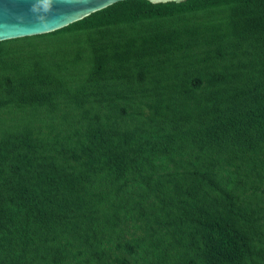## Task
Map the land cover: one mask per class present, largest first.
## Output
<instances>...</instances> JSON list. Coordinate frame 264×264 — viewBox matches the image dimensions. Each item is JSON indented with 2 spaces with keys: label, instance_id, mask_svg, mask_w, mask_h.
Segmentation results:
<instances>
[{
  "label": "trees",
  "instance_id": "trees-1",
  "mask_svg": "<svg viewBox=\"0 0 264 264\" xmlns=\"http://www.w3.org/2000/svg\"><path fill=\"white\" fill-rule=\"evenodd\" d=\"M6 121L0 264H264V0L2 41Z\"/></svg>",
  "mask_w": 264,
  "mask_h": 264
},
{
  "label": "water",
  "instance_id": "water-1",
  "mask_svg": "<svg viewBox=\"0 0 264 264\" xmlns=\"http://www.w3.org/2000/svg\"><path fill=\"white\" fill-rule=\"evenodd\" d=\"M127 0H0V42L48 34ZM179 3L183 0H146Z\"/></svg>",
  "mask_w": 264,
  "mask_h": 264
},
{
  "label": "rangeland",
  "instance_id": "rangeland-1",
  "mask_svg": "<svg viewBox=\"0 0 264 264\" xmlns=\"http://www.w3.org/2000/svg\"><path fill=\"white\" fill-rule=\"evenodd\" d=\"M210 17H212L213 18V16H210ZM162 23V22H161ZM26 38H30V37H26ZM30 40V39H29ZM0 125H1V122H0ZM15 125V123L14 122H12V121H6V127H3V129H0V131L1 130H8V129H11V128H13V126Z\"/></svg>",
  "mask_w": 264,
  "mask_h": 264
}]
</instances>
